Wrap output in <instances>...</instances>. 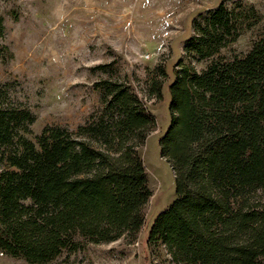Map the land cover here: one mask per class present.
<instances>
[{
    "label": "trees",
    "instance_id": "obj_1",
    "mask_svg": "<svg viewBox=\"0 0 264 264\" xmlns=\"http://www.w3.org/2000/svg\"><path fill=\"white\" fill-rule=\"evenodd\" d=\"M241 17L224 3L194 21L185 54L213 60L202 72L179 61L171 122L160 140L176 198L154 221L148 247L175 264H261L264 259V37L247 55L214 60L238 40ZM1 29V20H0ZM168 77L163 67L156 70ZM102 114L76 133L46 126L2 102L0 253L49 264L82 243L137 240L153 196L138 148L156 117L123 84L103 82ZM152 96L163 99V83ZM97 145V146H96Z\"/></svg>",
    "mask_w": 264,
    "mask_h": 264
},
{
    "label": "rangeland",
    "instance_id": "obj_2",
    "mask_svg": "<svg viewBox=\"0 0 264 264\" xmlns=\"http://www.w3.org/2000/svg\"><path fill=\"white\" fill-rule=\"evenodd\" d=\"M222 3L239 14L244 29L214 60L242 58L264 37V0H0L2 102L35 116L31 141L46 126L76 133L93 124L104 114L103 82L129 88L157 120L138 148L153 196L137 240L82 243L49 264H175L163 245L147 244L154 221L176 198L175 176L161 156L160 140L171 122L170 86L179 61L198 72L213 61L197 62L184 52L194 21ZM160 66L168 77L156 72ZM155 80L163 83L161 101L151 94ZM0 264L27 263L0 253Z\"/></svg>",
    "mask_w": 264,
    "mask_h": 264
}]
</instances>
